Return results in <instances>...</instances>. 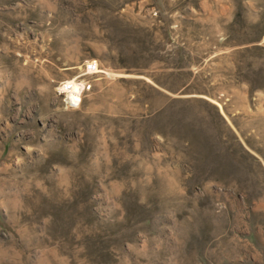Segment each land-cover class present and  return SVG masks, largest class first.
Returning <instances> with one entry per match:
<instances>
[{"label": "rangeland", "instance_id": "1", "mask_svg": "<svg viewBox=\"0 0 264 264\" xmlns=\"http://www.w3.org/2000/svg\"><path fill=\"white\" fill-rule=\"evenodd\" d=\"M0 264H264V0H0Z\"/></svg>", "mask_w": 264, "mask_h": 264}, {"label": "built area", "instance_id": "2", "mask_svg": "<svg viewBox=\"0 0 264 264\" xmlns=\"http://www.w3.org/2000/svg\"><path fill=\"white\" fill-rule=\"evenodd\" d=\"M100 72V66L96 61H87L78 74L70 79L64 80L58 87V92L62 96L64 103L72 108L78 107L85 94L90 87L88 77Z\"/></svg>", "mask_w": 264, "mask_h": 264}]
</instances>
